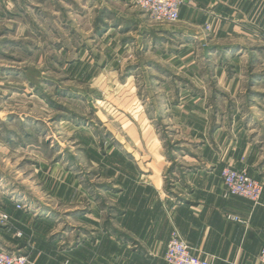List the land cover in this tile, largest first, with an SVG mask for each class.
Listing matches in <instances>:
<instances>
[{"label":"crops","instance_id":"0c3cea01","mask_svg":"<svg viewBox=\"0 0 264 264\" xmlns=\"http://www.w3.org/2000/svg\"><path fill=\"white\" fill-rule=\"evenodd\" d=\"M46 2L56 7L50 13L70 16L59 22L70 42L60 52L66 58L74 55L78 62L72 69L81 73L82 61L98 59L88 44L102 43L110 47L98 67L102 74L114 75L118 64L150 60V55L158 65L168 63L171 71L165 73L173 83L162 104L161 122L173 146L162 148L149 130L145 136L150 147L143 152L127 146L103 153L88 149L100 184L88 191L64 170L57 181L61 213L37 200L28 212L18 211L11 198L3 197L0 207L13 223L0 228V249L25 255L31 264H166L163 257L175 228L201 260L258 264L264 247V187L260 204L254 206L224 197L220 174L231 166L244 169L255 181L264 179V44L259 38L264 0H182L176 24L154 27L121 15L127 13L122 9L126 0H0L1 62L6 57L37 58L43 39L36 24L41 11L49 39H43L39 51L45 59L53 58L54 15L42 9ZM23 12L27 19L20 16ZM8 16L12 19L4 18ZM20 53L24 57L15 56ZM1 62L0 84L6 76L26 74ZM181 76L188 82L182 83ZM28 92L30 111L36 101L30 102L31 87ZM17 100L0 98V126L6 125L3 139L9 141L36 123L29 111H5L19 106L22 101ZM140 155L146 156L142 163L136 158ZM16 231L24 236L16 238Z\"/></svg>","mask_w":264,"mask_h":264},{"label":"rangeland","instance_id":"374dc122","mask_svg":"<svg viewBox=\"0 0 264 264\" xmlns=\"http://www.w3.org/2000/svg\"><path fill=\"white\" fill-rule=\"evenodd\" d=\"M116 4L121 7L120 3ZM62 7H67L66 3ZM50 8L56 9L54 4L42 3V9L47 10V15H54L52 39L56 44L53 58L45 59L44 53L39 51L44 46L43 39H49L45 35L43 22L45 12L41 11L37 12L36 24L37 35L43 39L38 41L37 58L17 60L6 57L0 61L6 67L26 71V74L18 77L6 76L3 79L5 83L0 84L6 85L5 93L0 92V98L22 101L19 106L15 104V108L9 105L5 111L28 113L29 87L32 97L30 102L36 101L34 108L31 107L29 111L32 122H36L35 125L31 124V129L24 126L26 132H20L15 140L9 141L3 139L7 137L4 130L6 125L0 126V200L3 197L11 198L14 206L16 202L22 203L25 209L18 210L22 212H28L31 201L37 200L61 213L58 200L60 188L57 181L60 173L63 174L66 169L70 171L71 176L79 178L80 184L88 191L94 185H99L100 183L95 181L97 171L90 168V150L103 153L112 147L123 149L127 146L143 152V148L150 147L145 136L149 130L154 136H158L162 148L173 146L170 143V131L164 129L161 122L164 113L162 104L168 98L167 92L172 91L173 83L172 77L165 73L171 71L168 63L159 61L158 65V61L151 59L150 55V60L146 61H132L130 64L121 62L122 64L115 68L114 75L102 74L98 67L104 64V56L110 47L105 43L88 44L90 51H97L99 56L98 59L82 61L84 67L80 73L76 67L72 69L75 65L73 63L78 62L74 55H69L73 58H66L60 52L63 47L70 48V42H66L65 31L59 22L70 16L63 11L50 13ZM122 9H126L127 13H120L121 15L125 14L128 18L140 20L149 26L177 23L152 21L132 0H126V8ZM20 16L27 19L24 12ZM90 17H93L92 12ZM4 18L12 19V16ZM84 30L86 32L85 28ZM15 56L24 57L21 53ZM181 82H188L187 77L181 76ZM6 87L20 89V92L12 95L11 90H6ZM30 149L31 152H28ZM11 150H16L17 154ZM136 158L142 163L146 156L140 155ZM34 163L37 165V172L33 171ZM55 164L59 167L58 171L53 169ZM40 165L46 167L41 168ZM63 165H66L65 168ZM52 169L54 171H51ZM2 214L6 218H0V228L8 229L13 220L0 207V215ZM23 236L22 231L15 232L16 238ZM30 238L31 235L27 237L28 242ZM22 256L31 264L25 255Z\"/></svg>","mask_w":264,"mask_h":264},{"label":"built area","instance_id":"2783aa9c","mask_svg":"<svg viewBox=\"0 0 264 264\" xmlns=\"http://www.w3.org/2000/svg\"><path fill=\"white\" fill-rule=\"evenodd\" d=\"M133 4L143 11L152 21L175 23L179 19V8L182 0H132ZM208 31V27L205 28ZM260 40L264 44V30L260 32ZM224 189V197H238L258 206L264 187V179L255 181L248 177L244 169L237 170L225 166L220 174ZM17 210H24L22 203L16 202ZM1 219L6 218L3 214ZM231 221L241 222L236 217H228ZM166 264H212L208 259L201 260L194 256L192 249L182 240L178 231L173 228L163 257ZM258 264H264V247L257 256ZM0 264H28L20 254L8 253L0 249Z\"/></svg>","mask_w":264,"mask_h":264}]
</instances>
